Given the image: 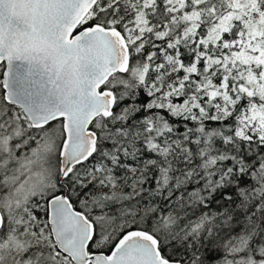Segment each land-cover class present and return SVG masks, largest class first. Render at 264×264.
Here are the masks:
<instances>
[{
    "label": "snow or ice",
    "instance_id": "obj_1",
    "mask_svg": "<svg viewBox=\"0 0 264 264\" xmlns=\"http://www.w3.org/2000/svg\"><path fill=\"white\" fill-rule=\"evenodd\" d=\"M0 264H264V0H0Z\"/></svg>",
    "mask_w": 264,
    "mask_h": 264
}]
</instances>
